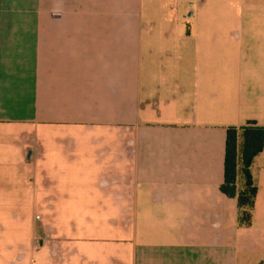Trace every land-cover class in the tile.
I'll return each instance as SVG.
<instances>
[{"label": "crops", "instance_id": "1", "mask_svg": "<svg viewBox=\"0 0 264 264\" xmlns=\"http://www.w3.org/2000/svg\"><path fill=\"white\" fill-rule=\"evenodd\" d=\"M247 120L264 0H0V244L25 264H264V146L249 227L219 190Z\"/></svg>", "mask_w": 264, "mask_h": 264}, {"label": "trees", "instance_id": "2", "mask_svg": "<svg viewBox=\"0 0 264 264\" xmlns=\"http://www.w3.org/2000/svg\"><path fill=\"white\" fill-rule=\"evenodd\" d=\"M263 146L264 125L247 120L240 126L226 127L223 180L219 190L235 199L238 226L249 227L252 224L257 188L250 166Z\"/></svg>", "mask_w": 264, "mask_h": 264}, {"label": "rangeland", "instance_id": "3", "mask_svg": "<svg viewBox=\"0 0 264 264\" xmlns=\"http://www.w3.org/2000/svg\"><path fill=\"white\" fill-rule=\"evenodd\" d=\"M20 193H24V194L28 193L29 197L27 196V201L25 200V196H24V200L27 204V209H29V206H30V208H31L30 211L32 213H34V191H20ZM17 247L20 249V251L28 252L26 250L27 247H26V244L24 243V239L21 240L17 244ZM8 250L11 252L9 257H12V259H8V258L2 259V257H0V264H25V262H23L22 260H19L18 255H16L15 257L12 256L14 254L15 248H13L12 246H9V245L4 246V245L0 244V254L2 253V251L7 253ZM23 252H21V253H23Z\"/></svg>", "mask_w": 264, "mask_h": 264}, {"label": "built area", "instance_id": "4", "mask_svg": "<svg viewBox=\"0 0 264 264\" xmlns=\"http://www.w3.org/2000/svg\"><path fill=\"white\" fill-rule=\"evenodd\" d=\"M36 219H39L40 217L38 215L35 216Z\"/></svg>", "mask_w": 264, "mask_h": 264}]
</instances>
